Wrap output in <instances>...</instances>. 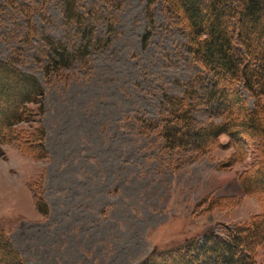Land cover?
<instances>
[{"label":"rangeland","instance_id":"rangeland-1","mask_svg":"<svg viewBox=\"0 0 264 264\" xmlns=\"http://www.w3.org/2000/svg\"><path fill=\"white\" fill-rule=\"evenodd\" d=\"M14 1L29 7L31 19L0 0V59L36 76L46 92L48 156L35 158L17 144L0 149V225L27 264H139L157 248L211 230L223 235L227 227L264 214V191L247 194L240 182L243 172L259 171L262 138H247L243 161L219 169L231 150L197 156L165 149L161 136L137 120L159 118L163 92L181 95L193 78L200 94L211 84L160 0L152 4L153 22L150 0H76L81 13L90 12L103 43L88 61L52 76L43 69V35L71 51L82 45L81 35L66 21L63 0ZM33 25L38 33L29 35ZM247 98L252 107L253 97ZM195 117L206 123L214 114L200 106ZM256 177L255 188L264 189V178ZM40 194L50 208L47 217L36 207ZM4 256L0 248V260ZM258 260L264 261V246Z\"/></svg>","mask_w":264,"mask_h":264},{"label":"trees","instance_id":"trees-1","mask_svg":"<svg viewBox=\"0 0 264 264\" xmlns=\"http://www.w3.org/2000/svg\"><path fill=\"white\" fill-rule=\"evenodd\" d=\"M5 1L31 19L27 5ZM154 1L150 0L147 5L150 22L154 20ZM160 1L169 22L184 31L189 53L210 75L211 84L200 94L198 79L193 78L185 83L181 95L163 92L159 118L138 117L137 120L143 123L144 129L155 130L161 136L165 149L189 150L197 156L211 154L217 148L231 150L227 158L219 161V169L232 168L236 162L243 161L249 143L247 138H262L257 146L259 171L243 172L240 182L247 194L263 192L264 189L255 188L254 184L256 175L264 178V25H259L264 18V0ZM63 9L66 21L74 24L81 35L82 45L71 51L62 42L43 35L48 49V61L43 66L46 75L62 73L77 61H88L91 52L103 43L102 38L95 36L89 11L81 13L76 0H63ZM223 15L225 21L222 22L219 19ZM32 27L28 34H37L36 27ZM253 29H257L255 36L247 34ZM150 36L151 31L147 30L145 45ZM45 93L36 76L22 71L15 61L0 59V149L17 144L20 150L35 158L48 156L47 133L42 124ZM247 95L254 99L252 107ZM200 106L211 109L214 118L199 123L195 113ZM24 121L38 125L22 128L19 124ZM187 135L197 139L188 141ZM223 135L228 137L226 143L220 141ZM42 185L40 180L38 188ZM36 207L45 217L49 215V205L41 194L36 198ZM223 233L211 230L200 238H187L178 246L157 248L139 264H264L258 260V249L264 246V214L253 216L247 223L227 227ZM0 248L5 254L0 264L8 261L27 264L1 225Z\"/></svg>","mask_w":264,"mask_h":264}]
</instances>
